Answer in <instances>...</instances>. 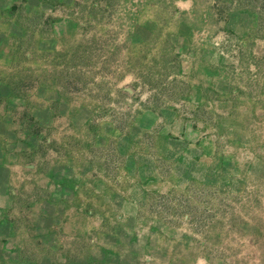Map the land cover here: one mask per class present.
Segmentation results:
<instances>
[{"label":"rangeland","instance_id":"374dc122","mask_svg":"<svg viewBox=\"0 0 264 264\" xmlns=\"http://www.w3.org/2000/svg\"><path fill=\"white\" fill-rule=\"evenodd\" d=\"M41 8L0 40V264H80L89 210L107 264H264V0ZM62 188L73 233L31 236Z\"/></svg>","mask_w":264,"mask_h":264},{"label":"crops","instance_id":"0c3cea01","mask_svg":"<svg viewBox=\"0 0 264 264\" xmlns=\"http://www.w3.org/2000/svg\"><path fill=\"white\" fill-rule=\"evenodd\" d=\"M49 1L53 0H0V40L1 39H9V34H13L14 29L20 28V13L24 16L26 11H37L43 9L41 7L48 6ZM23 18V17H22ZM24 20V18H23ZM12 31H9L11 30ZM18 31V30H17ZM54 194V199L41 200L37 198L35 204L40 205V209L29 221L30 225L32 226L30 232L32 233L31 236H38L39 233L45 235L44 238L40 239H52L55 238L53 234L61 232L63 235L64 233L70 234L73 233L68 229L64 230L63 221L65 219L66 214L64 209L55 208L56 200H63L62 198L66 196V191L62 188ZM13 192V191H12ZM36 196V195H34ZM11 195L8 192L0 193V207L3 209L6 207V212L4 214H0V231L5 232L6 230L10 229L14 224H18V228L21 226V229H24L25 221L23 222L22 217L19 216L20 213H16L14 218H10L8 212L10 211L9 208L11 207L10 198ZM47 198L49 197L46 196ZM42 201V202H41ZM35 207V206H34ZM37 207V206H36ZM15 215V214H12ZM106 215V216H105ZM79 216V217H78ZM78 226L75 230L76 234L79 233H86L85 243L80 244L77 248L84 250L85 252H80L79 255H76L77 261L80 264H107L111 261L109 258L114 257L117 254V250H119L120 240L118 236L114 232L106 231V228L102 226L103 223L107 222V214L100 215L97 211H88V213L80 214L78 212ZM13 217V216H12ZM103 217V219H100ZM49 218V219H48ZM81 218V220H80ZM85 218H88L86 220ZM102 221V222H101ZM102 223V224H101ZM17 228V227H16ZM80 228L82 229L80 231ZM47 232H49L48 235ZM35 236V237H36ZM58 235H56L57 237ZM62 237V236H61ZM74 237V236H73ZM68 237L67 242L70 241ZM38 239V238H37ZM120 239V240H119ZM56 240V238H55ZM61 240L58 239L59 246L62 245L60 242ZM3 247V246H1ZM67 248H70L69 243H67ZM119 255V254H118ZM71 264H78L74 261Z\"/></svg>","mask_w":264,"mask_h":264}]
</instances>
